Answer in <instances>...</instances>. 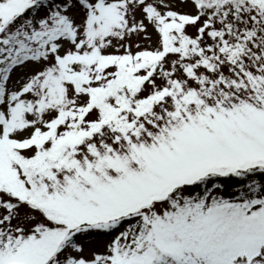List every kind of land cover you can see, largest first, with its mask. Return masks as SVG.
<instances>
[{"label": "snow or ice", "instance_id": "snow-or-ice-1", "mask_svg": "<svg viewBox=\"0 0 264 264\" xmlns=\"http://www.w3.org/2000/svg\"><path fill=\"white\" fill-rule=\"evenodd\" d=\"M0 264H264V0H0Z\"/></svg>", "mask_w": 264, "mask_h": 264}]
</instances>
